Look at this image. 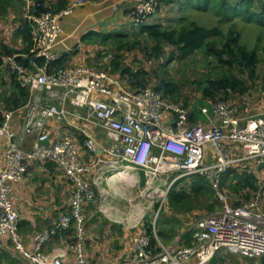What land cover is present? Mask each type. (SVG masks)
Segmentation results:
<instances>
[{
	"label": "built area",
	"instance_id": "built-area-1",
	"mask_svg": "<svg viewBox=\"0 0 264 264\" xmlns=\"http://www.w3.org/2000/svg\"><path fill=\"white\" fill-rule=\"evenodd\" d=\"M129 7V24L140 27L157 11L160 0H125ZM264 3V0H260ZM86 0H69L58 12L31 13L26 2L25 17L31 25V47L28 66L15 57L3 56L2 65L8 66L19 84L28 89L29 98L24 108L25 119L21 136H33L28 149L20 147L12 125V112L5 114L0 123V138L6 139L3 154L4 166L0 171V237L7 235L15 249V264H94L86 256L85 203L95 198L92 183L86 172L97 168L94 180H111L116 175L141 171L145 177L144 190L163 191L164 199L171 186L180 180L200 174L217 191L221 202L218 211L200 216L192 232L189 245L165 246L157 237L156 224L160 206L151 217V232L144 231L133 239L134 264H186L196 259V264H206L221 249L247 258L264 256V212L261 190L264 186V118L252 116L243 120L234 114L233 105L218 101L210 108L202 107L210 123L208 127L190 122V109L166 100L151 87L126 88L112 74L86 65L56 68L54 62L62 53L56 49L62 32L61 16L82 6ZM71 48L68 52L73 51ZM19 55V54H18ZM26 56V54H21ZM42 87L41 89L39 87ZM43 92L45 102L36 108L30 100H38ZM92 120L104 132L107 144L99 146L93 136L87 135L84 147L94 158L83 161L81 147L71 133H64L49 141L46 131L48 120L81 118ZM210 111L220 120L212 122ZM49 141L44 146L43 141ZM105 153L103 160L97 151ZM33 160L51 161L72 182L69 209L61 214L57 223L33 236L30 245L21 239L19 215L12 204L14 184ZM251 161L248 172L260 188L255 197L242 204H232L221 191L220 182L226 171L240 162ZM108 172V174H104ZM158 183V185H156ZM144 192V191H143ZM151 197L150 193L147 194ZM164 201V200H163ZM161 201V204L163 203ZM67 230L73 233L46 252L44 245L54 236ZM152 238L156 244L152 245ZM67 260H69L67 262Z\"/></svg>",
	"mask_w": 264,
	"mask_h": 264
},
{
	"label": "crops",
	"instance_id": "crops-1",
	"mask_svg": "<svg viewBox=\"0 0 264 264\" xmlns=\"http://www.w3.org/2000/svg\"><path fill=\"white\" fill-rule=\"evenodd\" d=\"M120 1L121 0H117L116 3L118 4ZM127 5V2H124L123 5L121 3L120 9L117 10L116 5L101 6L99 2L91 0L61 16L59 22L62 27V32L58 38V44L56 45V49L62 53L59 59H62L60 68L79 65L90 66L93 69L111 73L115 78L119 79L126 88L133 87L125 74L112 72V58L108 59L105 45L101 43L99 37V35L118 31L119 27L122 25H130L127 16ZM162 13L163 10L155 14L156 20L153 23H157L156 21L159 16H166V13ZM159 21L163 22V20ZM19 26L20 20L18 21L17 18L14 20L13 14H9L8 17L0 19V43H5L13 50L21 49L23 46L21 36L15 34ZM71 48H74V50L68 52ZM18 54L21 55L22 53ZM121 59H123V57ZM121 65L131 68L126 64V61H122ZM0 76H3L1 78V84L6 86V88L2 90V97H0V109L3 111V102L5 97L10 94L11 89L8 76L5 74ZM39 92L40 95H44L41 90ZM257 98L260 100L257 102L259 106L258 109L253 111L255 113L251 112L252 110L247 104H240L239 107L235 104V106H233L234 114L241 120L252 116H261L264 118V97L260 96ZM233 99L235 100L236 97ZM228 102L231 103V101ZM193 103V110L190 113V122L199 123L208 127L210 123L206 116L201 113V106L196 105V102ZM205 105H207L208 108L212 106V104L210 105L207 103ZM24 106L25 105L10 111L12 112V125L17 134L15 140L20 147L28 149L34 137L26 136L22 138L21 136L25 114ZM7 112H5V114ZM80 112L81 118L71 119L69 125L67 123L68 119L62 121L48 120L46 131L49 136V141L60 137L66 132L71 133L75 142L81 147L82 160L89 162L94 158V154L84 147L85 137L87 135L93 136L97 140L99 146L107 144V140L104 132L95 122L92 120H85L83 110H80ZM210 116L212 122L216 124L220 123L218 117L211 111ZM5 148L6 139L1 137L0 171L4 166L3 154ZM97 153L103 160L108 158L105 153H100L99 150ZM242 164L247 168L252 162L243 161L236 165ZM236 165H234L235 168ZM261 172L264 173V170H261ZM104 174H108V172H104ZM97 175L98 170L95 167L85 174L86 179L92 183L95 191V198L91 201H86L84 210L86 216L84 225V248L86 256H88L94 264H134L133 239L144 232V216H140V218L136 219V216L134 217L135 213H133L135 209H133L132 204H124L123 209L117 205L120 204L119 190L124 186L129 188L135 185L137 181L140 182L141 179L142 181L144 180L145 186V177L142 175L140 177L141 179H137L134 174L127 173L125 175L121 174V176L116 175L113 179L107 181L102 178L99 183H95L94 180ZM207 183H204V189L206 190L209 188V184ZM71 189V180L53 162L33 160L27 163L26 171L22 178L14 184V194L12 197V204L19 215V234L25 244L30 245L35 234L53 227L57 223L59 216L69 209L71 203ZM162 204L159 202L158 205H156V207L160 206V211L163 208ZM195 206V204H189L182 208L184 210L174 212L166 205L165 210L169 215L175 216V226L177 227L174 229L173 233L168 232L166 235L164 233L165 231L160 229L163 242L159 240L165 246L172 247L191 244L193 240L192 232L197 219L206 213H211L207 212L208 210L205 208H198ZM128 208H131V210H128ZM208 208L210 207L208 206ZM67 236L69 235L64 233L54 236L44 245V250L49 252L52 248L61 246L62 241L68 238ZM233 257L236 258V264H262L263 259V256L258 258H247L237 254L232 255V253L221 249L217 251L214 257L206 264H231L229 258L233 259ZM16 261L15 249L9 237L3 235L0 237V264H15ZM68 261L69 260H67V262ZM186 264H196V259L193 258Z\"/></svg>",
	"mask_w": 264,
	"mask_h": 264
},
{
	"label": "trees",
	"instance_id": "trees-1",
	"mask_svg": "<svg viewBox=\"0 0 264 264\" xmlns=\"http://www.w3.org/2000/svg\"><path fill=\"white\" fill-rule=\"evenodd\" d=\"M27 1L30 2L29 11L35 14L44 11L58 12L69 3V0H0V19L13 14L14 20L16 18L18 21L20 20V26L17 28L18 30H16L15 34L21 36L23 44L21 49L13 50L5 43H0V65H2L3 56H12L18 53L26 54V56L17 55L15 59L24 66L29 65L30 56L27 53L32 41L31 25L25 17ZM160 4L164 6L159 7L156 14L160 13L165 6H169L172 8L170 9L173 15L171 16L166 13L165 17L159 16L156 21L157 23L140 26L135 34H131L129 39H126L128 32L125 31H114L99 35L101 43L103 45H110L113 51H115L111 59L113 73L120 72L121 74H125L133 86L130 89L151 87L166 100L186 106L190 109V112L193 110V102L197 104L201 101L200 103L205 102L211 105L221 100H230L236 94H245L250 91L257 79L258 63L260 60L264 61V56L262 58L259 56V51L264 55L263 2L260 0H160ZM188 9L212 10L219 17V22L223 20L231 21L234 17H240L246 23L255 26L254 30L257 32L256 43L254 46L249 47L243 41L240 31L233 26L224 34L218 25L209 27L199 24L197 20L190 16ZM187 10L188 12H186ZM162 14H165V12ZM159 20H163V22ZM137 36L141 38L136 40ZM135 46H140L141 48L147 47L148 53L153 55V58H158L160 65L163 64V60H167L168 62L175 59L180 62L195 53H202L207 63L213 69L212 75H206L202 79L203 87L201 91L199 94L196 93L195 99H190L182 95L180 86L172 79L161 77L156 80L154 75H157V73L156 71L153 73L156 70L154 66H141L136 69L122 66V57L119 52L121 50L130 51ZM61 60L54 62L56 68H60ZM1 74L8 76L11 92L5 97L3 111L0 109V123L4 120L5 112L22 107L29 98L28 89L19 84L8 66L3 65L0 68ZM245 77H247V80ZM194 111L196 112L195 109ZM235 169V166H232L226 171L225 176L220 182V187L227 181V177H239L241 180L243 179L241 177H253L250 173L251 176L247 173L238 176L239 174L235 172ZM192 177L189 188L191 192L180 190V192L174 191L170 195L167 201V206L170 207V210L174 212L180 211L177 205H180L181 209L186 207L187 203L184 204V200L191 193L198 194V192L204 193L205 191H209L204 189V183H207L204 176L196 174ZM241 183L247 187L249 192L256 191L257 189V186L246 179L243 182L241 181ZM210 186L209 184V189H211ZM221 191L223 192L222 187ZM181 201L183 204H181ZM234 205L237 204L234 203ZM156 229V232L160 233L158 226ZM144 231L151 232V221L149 223L145 222ZM151 244H156L153 238ZM262 264H264V256Z\"/></svg>",
	"mask_w": 264,
	"mask_h": 264
},
{
	"label": "rangeland",
	"instance_id": "rangeland-1",
	"mask_svg": "<svg viewBox=\"0 0 264 264\" xmlns=\"http://www.w3.org/2000/svg\"><path fill=\"white\" fill-rule=\"evenodd\" d=\"M87 1H91V0H86V3H87ZM93 1L99 2V4H101V6L116 5L117 10L120 9L121 3L123 5L124 2H127V4H128L126 6L128 8L127 16L130 19L129 7H132V4L129 3V1L121 0L118 4L116 3L117 0H93ZM162 6H164V5H162ZM162 6L159 2L157 10L159 9V7H162ZM170 8L171 7H169V6H165L162 9H163V12L168 13L169 15L172 16L173 15V13H171L172 8L171 9ZM121 10H122V8H121ZM125 11H126V9H125ZM155 14L148 17L145 20V24H150L151 22L152 23L155 22V20H156ZM189 14L192 18L197 20V22L199 24H203V25H206L209 27L214 26V25H218L224 34H226L227 31L229 30V28L233 26L238 31H240L241 37L243 38V41L249 47L254 46V44L256 43L255 39H256L257 32L254 30L255 26H252L251 24L246 23L240 17H234L231 21L223 20V21L219 22L218 21L219 17L212 10L202 11V10H198V9H191V10H189ZM138 28L139 27H133L131 25H122L121 27H119L118 31L128 32V37H126V39H129L131 37V34H135V32L137 31ZM142 36H144V34H142ZM140 38L141 37L137 36V38H135V39L137 40ZM261 44H262V42H261ZM136 46L134 49H132L130 51L121 50L119 52L121 57H123L122 61H126V64L129 65L131 68H134V69H136L137 67H141V66L142 67H150V66L153 67L154 66V68H156V70H154L153 73L155 71L157 73V75H154L156 80L161 78V77H163V78L167 77V78L172 79L173 81L177 82L178 85L180 86V90H181L182 95L186 96L190 99H195L196 93L199 94V92L201 91V89L203 87L202 79H204L206 75L207 76L212 75L213 69H212L211 65H209L207 63V60L203 57L202 53H197V54L195 53V54L189 56L188 58H186L185 60L180 61V62L176 61L175 59L170 60L168 62H167V60L166 61L163 60L165 62L162 61L163 64L160 65L158 62V58H153V55L148 53L147 47L141 48L140 46L139 47H136ZM105 50L107 51L106 54H108V59L109 58L111 59L113 57V55L115 54V51H113V49L110 45H105ZM116 53H117V51H116ZM163 56H165V55H163ZM259 56H260V58H262L264 56L261 51H259ZM156 59H157V62H156ZM257 67H258L257 79H256V82L254 83V85H252V88L250 89V91L245 93V94H236L235 100L233 98H232L233 100L232 99L228 100V101H231V104L233 106H235V104H236L237 107H239L240 104H247V106L249 108H251V110H252L251 112H253L255 109H258L259 106H258L257 102L260 99L257 97H260V96L264 97V61L260 60ZM1 75H3V74H1ZM2 77L3 76H0V97H2V90H4V88H6L5 85L1 84V80H2L1 78ZM245 79L247 80V77H245ZM7 88H8V86H7ZM37 97H38V100L37 99H36V101L30 100L29 103H30V105L34 104V105H36V108H39L40 105H42L43 102H45V96L38 94ZM243 98H244V100H243ZM221 101H223V100H221ZM200 102H198L196 104V105L201 106L200 108L208 107L207 105H205L206 104L205 102H202V103H200ZM26 110L27 109H25L24 119H25V115H26ZM253 113H255V112H253ZM236 169H235V172H237V174H239L238 176H242L244 173H247L248 175L251 174V173L249 174L248 168H246V166L244 164L236 165ZM129 173L134 174L137 179H139L143 175V172L137 171V170L130 171ZM122 175H125V174L123 173ZM191 178H193V177H191ZM191 178L186 179L187 181L182 180V181H178V182L174 183L173 186H171V188L169 189L165 199L162 196L164 195V192H165L166 188L168 187V184L171 181V178L168 180L167 184L161 185V188L163 191H160L158 193L153 191V188L144 190V180L142 181V179L140 178L141 181L140 182L137 181V183H135V185H133L129 188H127V186H124L119 190V196H120L119 202H120V204H118L117 206L120 207L121 209H123L124 204H132L133 209H135L134 211L132 210L133 213H135L134 217L136 216V219H138V218H140V216H142V217L144 216L143 217L144 221L149 223L152 215L155 214V211L158 208V206L156 207V205H158L159 202L164 200L163 204H162L163 208L161 209L160 214L158 216V223L156 224V226L159 227L158 231H160V229L164 230L165 235L168 232L173 233L174 229H176V227H177V226H175L176 225V219H175V216L169 215V213L165 210V207L167 205V201H168L170 195L174 191H178V192H180V190L190 191L189 190L190 183L192 182ZM227 178H228L227 181H225L221 187L223 189V193L226 194L228 200L231 203L242 204L244 202L250 201L253 197H255L257 195L260 186L254 177H241V178H243L242 180L239 179V177L238 178L227 177ZM244 179L248 180L249 182H251L252 184L257 186L256 191L249 192L247 190V187H245L241 183V181L243 182ZM156 185H158V183H156ZM210 187L212 190H210L208 188V190H210V191H207L205 193H203V192H198V194L191 193L190 196L184 200V204H186V203H187V205L195 204L198 208H205L206 210H208L207 212L218 211L221 207V202H220V199L217 195V191L214 188H212V186H210ZM221 187L218 189V191H220V192H221ZM148 193H150L151 197L147 195ZM261 200H263L262 210L264 212V186L262 187V190H261ZM188 201H189V203H188ZM181 204H183L182 201H181ZM177 206H178L177 208H180V211L184 210V209H181L180 205H177ZM208 206L210 208H208ZM128 210H131V208H128ZM166 228H167V230H166ZM63 233L70 235L73 233V231L67 230ZM157 237L163 242V236L160 233H157ZM84 241H85V237L82 241L83 244H84ZM232 255H234V254L232 253ZM237 255L240 256V254H237ZM235 259L236 258H234V257H233V259L229 258V260L231 261V264H236ZM232 262H234V263H232Z\"/></svg>",
	"mask_w": 264,
	"mask_h": 264
},
{
	"label": "water",
	"instance_id": "water-1",
	"mask_svg": "<svg viewBox=\"0 0 264 264\" xmlns=\"http://www.w3.org/2000/svg\"><path fill=\"white\" fill-rule=\"evenodd\" d=\"M39 88L41 89L42 87L40 86ZM41 144L44 145V146H46V145L49 144V141H48V140L43 141V142H41ZM261 167H264V162H261V163H259V164L257 165V169H261Z\"/></svg>",
	"mask_w": 264,
	"mask_h": 264
}]
</instances>
